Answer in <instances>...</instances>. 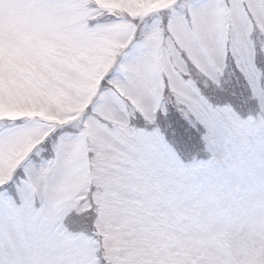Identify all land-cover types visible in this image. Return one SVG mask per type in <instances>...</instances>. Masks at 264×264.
<instances>
[{
  "label": "snow or ice",
  "instance_id": "snow-or-ice-1",
  "mask_svg": "<svg viewBox=\"0 0 264 264\" xmlns=\"http://www.w3.org/2000/svg\"><path fill=\"white\" fill-rule=\"evenodd\" d=\"M0 264H264V0H0Z\"/></svg>",
  "mask_w": 264,
  "mask_h": 264
}]
</instances>
